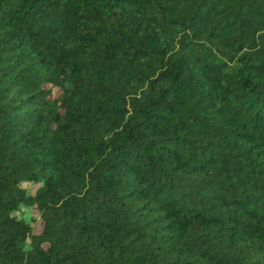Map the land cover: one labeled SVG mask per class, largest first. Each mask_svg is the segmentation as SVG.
<instances>
[{
	"label": "trees",
	"instance_id": "obj_1",
	"mask_svg": "<svg viewBox=\"0 0 264 264\" xmlns=\"http://www.w3.org/2000/svg\"><path fill=\"white\" fill-rule=\"evenodd\" d=\"M0 264H264V0H0Z\"/></svg>",
	"mask_w": 264,
	"mask_h": 264
},
{
	"label": "rangeland",
	"instance_id": "obj_2",
	"mask_svg": "<svg viewBox=\"0 0 264 264\" xmlns=\"http://www.w3.org/2000/svg\"><path fill=\"white\" fill-rule=\"evenodd\" d=\"M26 189L30 193H32L34 190L32 186H28ZM16 215L19 218H22L26 220L27 222H29L33 226L35 232L41 229V227L39 226V221H38L39 214L36 210L31 209L29 207H25V206H20L19 211L16 213Z\"/></svg>",
	"mask_w": 264,
	"mask_h": 264
}]
</instances>
